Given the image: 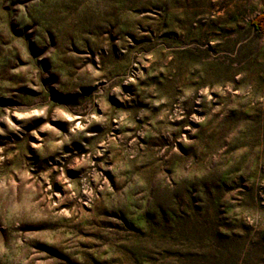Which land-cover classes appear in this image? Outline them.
I'll return each mask as SVG.
<instances>
[{
	"label": "rangeland",
	"instance_id": "rangeland-1",
	"mask_svg": "<svg viewBox=\"0 0 264 264\" xmlns=\"http://www.w3.org/2000/svg\"><path fill=\"white\" fill-rule=\"evenodd\" d=\"M264 0H0V264H264Z\"/></svg>",
	"mask_w": 264,
	"mask_h": 264
},
{
	"label": "trees",
	"instance_id": "trees-1",
	"mask_svg": "<svg viewBox=\"0 0 264 264\" xmlns=\"http://www.w3.org/2000/svg\"><path fill=\"white\" fill-rule=\"evenodd\" d=\"M263 20H264V14H263V15H259V16H257V17L253 20V23H254L255 25H257V24H261V23L263 22Z\"/></svg>",
	"mask_w": 264,
	"mask_h": 264
}]
</instances>
